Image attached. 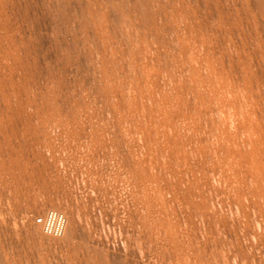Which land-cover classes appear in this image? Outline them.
<instances>
[{"label":"rangeland","instance_id":"obj_1","mask_svg":"<svg viewBox=\"0 0 264 264\" xmlns=\"http://www.w3.org/2000/svg\"><path fill=\"white\" fill-rule=\"evenodd\" d=\"M0 264H264V0H0Z\"/></svg>","mask_w":264,"mask_h":264},{"label":"built area","instance_id":"obj_2","mask_svg":"<svg viewBox=\"0 0 264 264\" xmlns=\"http://www.w3.org/2000/svg\"><path fill=\"white\" fill-rule=\"evenodd\" d=\"M43 235L49 238H60L67 227V218L57 209H49L34 218Z\"/></svg>","mask_w":264,"mask_h":264},{"label":"bare ground","instance_id":"obj_3","mask_svg":"<svg viewBox=\"0 0 264 264\" xmlns=\"http://www.w3.org/2000/svg\"><path fill=\"white\" fill-rule=\"evenodd\" d=\"M65 214V213H64ZM68 221V220H67ZM66 231V230H65ZM63 235H65V232H64V234Z\"/></svg>","mask_w":264,"mask_h":264}]
</instances>
